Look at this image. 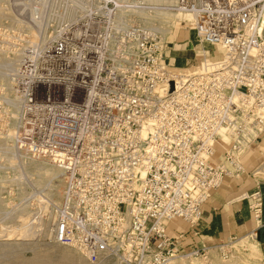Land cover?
I'll return each instance as SVG.
<instances>
[{
    "label": "built area",
    "instance_id": "obj_1",
    "mask_svg": "<svg viewBox=\"0 0 264 264\" xmlns=\"http://www.w3.org/2000/svg\"><path fill=\"white\" fill-rule=\"evenodd\" d=\"M52 12L15 78L21 145L64 182L52 240L92 263L167 264L182 238L170 223L196 227L226 178L253 181L241 199L262 225L264 0H63ZM192 33L201 70L168 56L169 38Z\"/></svg>",
    "mask_w": 264,
    "mask_h": 264
},
{
    "label": "rangeland",
    "instance_id": "obj_2",
    "mask_svg": "<svg viewBox=\"0 0 264 264\" xmlns=\"http://www.w3.org/2000/svg\"><path fill=\"white\" fill-rule=\"evenodd\" d=\"M58 1L63 0H0V264H123L111 257L92 263L75 247L52 240L50 209L52 201L62 198L61 172L52 161L33 156L21 145L17 67L39 34L38 19L44 18L43 25L50 27ZM145 22L165 26L167 17L158 14ZM40 33L48 35L50 29ZM172 40L168 56L175 67L203 62L196 51L205 45L193 33L183 43ZM256 240L250 232L210 245L186 244L167 264H264ZM197 249L199 253L192 255Z\"/></svg>",
    "mask_w": 264,
    "mask_h": 264
},
{
    "label": "crops",
    "instance_id": "obj_3",
    "mask_svg": "<svg viewBox=\"0 0 264 264\" xmlns=\"http://www.w3.org/2000/svg\"><path fill=\"white\" fill-rule=\"evenodd\" d=\"M259 161L260 157L257 151H250L244 157L248 171ZM253 187L254 183L248 177L226 178L224 184L204 204L203 217L199 224L196 227H191L182 219H174L169 225V235L173 237L182 235L179 245L181 247L186 244L198 246L201 243L210 245L257 229L259 241H256L264 256V218L262 225L259 226L260 223L255 221L249 208L250 202L241 199V195Z\"/></svg>",
    "mask_w": 264,
    "mask_h": 264
},
{
    "label": "bare ground",
    "instance_id": "obj_4",
    "mask_svg": "<svg viewBox=\"0 0 264 264\" xmlns=\"http://www.w3.org/2000/svg\"><path fill=\"white\" fill-rule=\"evenodd\" d=\"M159 15H161V17L164 16V14H159ZM141 16H142L143 18H146L145 21L149 20L148 15H146V14H141ZM165 17H166V16H165ZM202 61H203V62L198 63V65L193 66L192 69L194 70V69L197 68V69H200V70H201L202 67H203V66H206V64H207V63L204 62V60H202ZM192 69H190V70H192ZM188 70H189V69H188ZM16 99H17V98H16ZM223 138L226 140V138H225L224 136H223ZM190 257H191V256H190ZM182 259H183V257H182ZM203 261H204V260H203ZM203 261H202V262H203ZM209 261H210V260H209ZM184 262H185V260H184ZM202 262H201V263H202ZM206 262H207V261H206ZM210 263H211V261H210ZM181 264H182V263H181ZM194 264H195V263H194ZM197 264H198V263H197ZM208 264H209V263H208Z\"/></svg>",
    "mask_w": 264,
    "mask_h": 264
}]
</instances>
